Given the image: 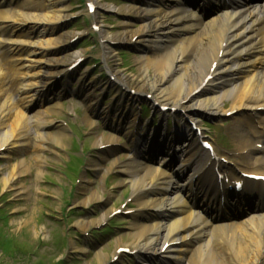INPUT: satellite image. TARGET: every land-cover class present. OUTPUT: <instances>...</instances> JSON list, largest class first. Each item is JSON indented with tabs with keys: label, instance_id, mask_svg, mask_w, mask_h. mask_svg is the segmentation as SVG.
<instances>
[{
	"label": "bare ground",
	"instance_id": "6f19581e",
	"mask_svg": "<svg viewBox=\"0 0 264 264\" xmlns=\"http://www.w3.org/2000/svg\"><path fill=\"white\" fill-rule=\"evenodd\" d=\"M69 1L0 0V59L9 63L12 82L6 89L0 65V157L9 156L16 146L32 145V159L36 162L34 171L27 157L12 161L1 176L4 189L16 186L23 190L24 182L16 184L21 175L41 179L45 175L43 167L51 157L46 152L57 157L58 150L66 147L68 130L56 126L53 132L54 121L50 120L51 115L62 109L60 99L65 91L59 87L53 90L56 95L52 97L47 89L58 86V79L83 54L72 50L74 39L81 33L67 29L70 20L79 13ZM127 1L115 6L89 0L96 6L94 26L99 27L106 45L109 72L121 87H118L114 108H105L99 113L91 99L98 97L87 91L89 107L93 110L85 116V121L90 128H95L97 119L105 123L113 118L116 128L126 122L129 128L125 133L132 139L125 160L116 159L104 169H97L95 161L89 164L90 169L101 172L104 182L116 166L128 173L132 201L137 208L131 230L133 241L127 245L118 240L113 255L120 256V248L131 247L144 256L160 255L151 261L146 258L148 264H171L170 258H176L177 264H264V205L239 222L210 226L213 222L194 209L189 197L192 194L203 197L206 208L209 210L213 205V213L222 217L225 212L215 201L221 192L208 177L216 176L217 167L226 166L220 161L211 165L209 158L201 166V148L194 137L181 149V160L177 162L175 156L174 161L169 155L177 136H181L179 132L163 135L158 129L144 131L143 142L135 146L136 135L131 128L137 126L138 115L136 110L129 113L130 109L125 107L126 103L139 105L146 100L144 93H149L159 111L160 106H169L179 110L178 115L184 120L201 121L203 115L221 116L235 110L243 118L234 128L239 148L249 149L247 165L252 169L264 168L262 149L253 145L246 128L247 113L264 117V1L242 5L236 0L229 6L218 3L220 9L206 20L202 19V11L184 0ZM111 10L122 15L120 29L115 33H110L101 20V14ZM118 42L135 50H143L142 46L151 48V55L143 50L136 57V74H125L116 66L114 44ZM83 82V79L79 81L81 85ZM48 96L52 100L46 103ZM117 134L118 130L100 133L94 139V146L112 148L118 141ZM161 146L163 150L159 151ZM167 146L169 152L164 161L169 158L171 163H177L171 173L162 162L153 164L147 158L153 152L162 156ZM200 166L203 168L199 169ZM173 169L179 172L178 176L186 177L184 182L172 174ZM189 170H192L190 174ZM196 175L201 178L199 186H202L201 193L207 192L206 196H198L193 189ZM84 181L91 180L85 177ZM102 200L103 196L95 189L74 204L86 207ZM114 213L113 206H106L100 217L89 222L82 220L77 225L85 230ZM165 244L168 246L163 250ZM72 251L88 249L72 244ZM96 257L100 264H106L109 254L100 249Z\"/></svg>",
	"mask_w": 264,
	"mask_h": 264
},
{
	"label": "rangeland",
	"instance_id": "374dc122",
	"mask_svg": "<svg viewBox=\"0 0 264 264\" xmlns=\"http://www.w3.org/2000/svg\"><path fill=\"white\" fill-rule=\"evenodd\" d=\"M100 1L115 6L128 2L127 0ZM69 4L79 13L70 20L67 29L75 32L82 31L81 36H84L72 50L81 51L84 56L89 58L88 67L83 68L78 75L84 79L85 85L96 86L94 92L99 97L100 109L110 108L118 96V87L115 83L116 80H111V74L107 70L106 45L101 39L100 31L93 29L95 20L94 15L87 13L88 1L70 0ZM121 17L122 15L113 10L101 14L103 25L110 33H115L120 29L118 24ZM114 49L117 53L116 66L125 74H136L138 72L136 57L141 55V51L128 47L124 42L114 44ZM151 53L147 54L151 55ZM85 101L84 93L68 94L62 99L66 110L51 115L50 120L55 123L71 122L77 128H75L74 136H70V133L69 137L65 139L66 147L58 150L59 156L54 157L52 153L46 152L51 157L47 159V163L43 167L45 175L41 179H35V176L30 174L18 176L16 184L20 185L21 181L24 182L23 190L16 186L13 189H4L0 182V217L5 213L9 217L8 226L0 220V229L5 236H1L0 240L5 239L6 242V246L0 244V264H100L96 257V253L100 249L109 254L106 264H114L112 263L113 252L116 249L117 241L121 240L122 244L127 245L133 241L131 233L134 221L133 213L127 216H110L98 225L86 226L85 230L77 225V222L82 220L89 222L100 217L106 206H113L116 212L119 208L125 210L122 206L127 203V207L134 209L130 182L126 178V175L128 177L127 172L123 173L114 169L110 173L114 177L109 183H106L102 179L100 171L91 170L88 166L89 163H92L88 158H93L102 169L111 165L114 158L123 160L126 151L122 147H124V143H130L123 134L120 135L119 142L113 150L108 148L99 151L93 148L97 147L94 146V139L103 132V129L108 130V128L100 120H97L99 129L90 128L87 125L85 115L90 111ZM202 117V119H206L209 116L204 117L203 115ZM206 120L220 128V119L209 118ZM179 121L181 123L182 119L180 118ZM84 134L91 136L90 139L85 138ZM90 145L92 150L88 156ZM32 155H34V151L32 145H29L14 147L9 156L0 157V180L6 167H10V163L23 157H27L31 169L36 171V162L32 159ZM86 159L88 160L87 165L80 170L82 161ZM87 176L91 180L89 183L84 181ZM93 180L94 182H92ZM121 180L122 182H120ZM85 185L88 187L86 188ZM95 189L103 196L102 201L90 203L86 207L75 206L74 202L76 203ZM104 201L108 203L105 204ZM107 226H110L109 232L102 235L101 231ZM8 239L10 240L9 244ZM72 244L86 247L88 251L74 252ZM11 254L14 255L11 256ZM120 261V264L140 263L138 257Z\"/></svg>",
	"mask_w": 264,
	"mask_h": 264
}]
</instances>
